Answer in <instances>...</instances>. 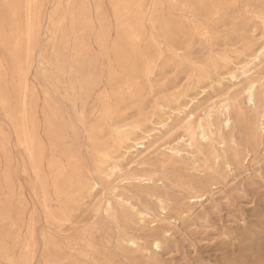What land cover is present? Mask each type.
<instances>
[{"label":"rangeland","instance_id":"1","mask_svg":"<svg viewBox=\"0 0 264 264\" xmlns=\"http://www.w3.org/2000/svg\"><path fill=\"white\" fill-rule=\"evenodd\" d=\"M0 264H264V0H0Z\"/></svg>","mask_w":264,"mask_h":264},{"label":"bare ground","instance_id":"2","mask_svg":"<svg viewBox=\"0 0 264 264\" xmlns=\"http://www.w3.org/2000/svg\"><path fill=\"white\" fill-rule=\"evenodd\" d=\"M26 2V1H25ZM26 4V3H25ZM24 4V5H25ZM28 4V3H27ZM26 4V5H27ZM26 5H25V9H27L26 8ZM19 8V7H18ZM24 9V10H25ZM26 12H27V10H25V14H26ZM24 14V15H25ZM28 15V14H27ZM27 15H25V16H27ZM27 21V20H26ZM25 21V22H26ZM27 23H25V25H26ZM28 27H26V29H27ZM18 29V28H17ZM19 31V30H18ZM27 31V30H26ZM19 33H17V35H18ZM25 36H26V32H25ZM17 38H18V36H17ZM27 39V37H25V40ZM25 44V43H24ZM26 44H27V42H26ZM27 46V45H26ZM26 48V47H25ZM27 49V48H26ZM27 52V51H26ZM27 54V53H26ZM245 92H246V97H247V99L249 100V101H251L252 99H253V97H254V87H253V85L252 84H250L249 86H247L246 87V89H245ZM227 110L225 109V112H226ZM225 114V113H224Z\"/></svg>","mask_w":264,"mask_h":264}]
</instances>
